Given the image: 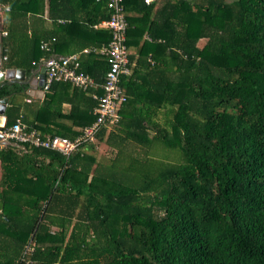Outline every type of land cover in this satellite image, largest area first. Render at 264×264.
Segmentation results:
<instances>
[{"label": "trees", "instance_id": "16d2710c", "mask_svg": "<svg viewBox=\"0 0 264 264\" xmlns=\"http://www.w3.org/2000/svg\"><path fill=\"white\" fill-rule=\"evenodd\" d=\"M46 1L53 30L45 0H0L2 66L35 68L72 28L82 38H70L68 54L79 52L75 69L96 86L52 81L34 107L23 103L24 84H0L2 130L20 119L42 136L74 139L104 92L109 63L95 48L111 39V11L106 0ZM80 2L82 14L69 12ZM122 5L135 48L117 122L68 158L0 146V264L29 243L28 264H264V0Z\"/></svg>", "mask_w": 264, "mask_h": 264}, {"label": "built area", "instance_id": "2783aa9c", "mask_svg": "<svg viewBox=\"0 0 264 264\" xmlns=\"http://www.w3.org/2000/svg\"><path fill=\"white\" fill-rule=\"evenodd\" d=\"M152 1L144 0L147 4ZM106 3L111 11V16L103 24L111 29V39L108 44L95 48V51L107 56L109 70L105 75L104 83L101 85L104 91L103 94L101 96L94 95L98 101L94 107L96 115L94 122L85 126L74 139H70L61 135L42 136L35 128H28L25 123L17 119L11 126L2 130L7 139L16 144L53 149L68 158L73 151L79 149L84 143L91 141L102 124L117 122L119 119V106L125 100L120 78L122 75L129 73L125 33L127 22L123 14L122 0H106ZM40 47L43 50H50V44L47 41L42 42ZM77 60L78 54L76 53L46 58L44 60L45 87L47 88L52 81H67L84 90L95 87L96 83L89 74L76 71ZM33 251L34 246L29 243L26 245L21 257L13 264L30 263V255Z\"/></svg>", "mask_w": 264, "mask_h": 264}, {"label": "crops", "instance_id": "0c3cea01", "mask_svg": "<svg viewBox=\"0 0 264 264\" xmlns=\"http://www.w3.org/2000/svg\"><path fill=\"white\" fill-rule=\"evenodd\" d=\"M46 6H47V1L45 0V9H44V14L42 15L43 19H44V21H43L44 22V26H45L46 30L47 29L48 30H53L54 27H55L54 26L55 25V23H54L55 21L53 19L49 18L46 15L47 14ZM72 7L73 8H77V10H73ZM128 8H130V9H128L129 10L128 13L131 15V7L128 6ZM67 9L71 13L76 12V14L77 13L82 14L83 10H84V5H82V2L78 3L77 5H74L72 3H68ZM58 22H62L61 19H58ZM35 23L37 24L36 26L41 27L42 29H45L43 27V24H41V22L35 21ZM4 34H5V30L3 29L2 11L0 9V65H2L1 49H2V38H3ZM76 34H77L76 30L74 31V30H72V28L67 30V32H62L60 34V38H59L60 44L57 45L56 49L54 50V52L50 56H66V55H69L68 54L69 48L67 47V45H68V42L70 41V38L72 36L76 35ZM76 37L82 38L81 35H78V34L76 35ZM127 38L129 40V45H127L128 46V50L131 53V51H133V49L135 48L134 46H131V27H130V29L128 31V37ZM146 39H147V37L145 36V40ZM52 40H54L53 37L51 38V40H48V41L46 40V41L49 42V44H50ZM42 42H44V41H42ZM100 46H102V45H100ZM40 49H42V48L40 47ZM44 51H47V50H44ZM75 53L78 54L79 52H75ZM50 56H48V57H50ZM78 56H79V54H78ZM48 57H40L39 61H38L39 62L38 65L35 68H32L29 71H27V70H25L23 68H18V69L24 70L23 83L26 86V89L23 92V94H25V97H23L24 98L23 99V103L25 105L30 103V104H33L34 107H36L38 104L41 103V101L44 99L46 94L50 92V91H48L49 90L48 89L49 86L47 88L45 87V82H44V86L43 87L39 85V79H40V75H41V70L44 67V60L46 58H48ZM4 69H8V68H4ZM11 69H17V67H12ZM56 89L57 90L54 93V97L55 98L56 97L60 98L64 94V90H62V88L60 86H58ZM62 106H63V112H67L69 110V108H70V104H69L68 101L64 102ZM24 111L26 112V114L31 116L33 110H30L29 107L25 106ZM30 112H31V114H29ZM42 115L44 116V118L46 117L45 113H43ZM5 120H6L5 113L4 114H0V126H3L5 124ZM9 144H14V143L13 142L12 143L7 142V140L0 141V146H6V145H9Z\"/></svg>", "mask_w": 264, "mask_h": 264}, {"label": "water", "instance_id": "95a60500", "mask_svg": "<svg viewBox=\"0 0 264 264\" xmlns=\"http://www.w3.org/2000/svg\"><path fill=\"white\" fill-rule=\"evenodd\" d=\"M23 73H24V70H22V69H18V68L17 69H11V68L4 69V67L2 65H0V84H5V83H7V84H9V83L24 84L23 83V80H24ZM44 82H45V67H43L41 70L39 85L43 87ZM7 102H8V97H5V98L0 100V114L5 113V107H6ZM2 140H7V142L12 143L9 139H7L4 136V134L2 133V126H0V141H2Z\"/></svg>", "mask_w": 264, "mask_h": 264}, {"label": "rangeland", "instance_id": "374dc122", "mask_svg": "<svg viewBox=\"0 0 264 264\" xmlns=\"http://www.w3.org/2000/svg\"><path fill=\"white\" fill-rule=\"evenodd\" d=\"M202 40L199 41V44H202ZM104 149L101 147V152L103 151Z\"/></svg>", "mask_w": 264, "mask_h": 264}]
</instances>
